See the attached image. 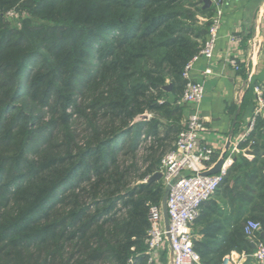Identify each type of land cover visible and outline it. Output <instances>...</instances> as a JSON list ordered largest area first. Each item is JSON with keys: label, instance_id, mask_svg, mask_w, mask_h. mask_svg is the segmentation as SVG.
<instances>
[{"label": "trees", "instance_id": "1", "mask_svg": "<svg viewBox=\"0 0 264 264\" xmlns=\"http://www.w3.org/2000/svg\"><path fill=\"white\" fill-rule=\"evenodd\" d=\"M201 4L0 0V264H146L163 184L145 180L182 127L163 121L206 38ZM260 129L256 118L247 141L264 152ZM263 166L237 157L216 192L228 207L202 205V264L252 253L243 228L249 217L264 232Z\"/></svg>", "mask_w": 264, "mask_h": 264}, {"label": "built area", "instance_id": "2", "mask_svg": "<svg viewBox=\"0 0 264 264\" xmlns=\"http://www.w3.org/2000/svg\"><path fill=\"white\" fill-rule=\"evenodd\" d=\"M223 5L224 0H210L212 14L209 18L206 38L198 53L183 68L182 77L185 86L177 105H189V111L176 134L172 149L162 156L157 170L162 174L163 187L175 177L178 179L171 186L166 201L168 230L164 226L161 205H152L149 208V229L145 241L146 264H159L160 251L169 247V243L173 251L172 264H202L199 253L194 248V222L200 215L202 205L215 195L233 163L232 155H227L218 172L203 174L214 166V149L202 142L205 126L200 114V104L204 95V78L196 79L191 75L193 63L198 58L210 61L214 55ZM228 63L235 71L240 69L235 58H229ZM210 73L211 69L206 67L203 76ZM253 90L256 94L257 108L240 140L252 131L256 118L264 109V86L255 85ZM260 229L259 222L246 221L244 234L255 247L252 253L243 255L254 259L258 264H264V240H255L256 233H261Z\"/></svg>", "mask_w": 264, "mask_h": 264}, {"label": "crops", "instance_id": "3", "mask_svg": "<svg viewBox=\"0 0 264 264\" xmlns=\"http://www.w3.org/2000/svg\"><path fill=\"white\" fill-rule=\"evenodd\" d=\"M200 18L204 20L203 17ZM229 58H235L239 63L238 71L229 65ZM206 67L211 69V73L203 76ZM191 75L196 79L204 78V95L200 104V114L205 126L202 142L214 149V165L227 155H232L233 161L239 156L248 161L255 158L264 160V152L253 147V141H257V138L247 141V135L240 140L257 108L253 87L264 86V0H224L214 55L210 61L198 58L193 63ZM168 98L172 100L170 94ZM177 106L181 107L180 113H172L171 119L163 121L165 125L172 123L174 119L184 121L187 117L189 105ZM151 117L153 114H148L147 119ZM257 118L261 124L260 132L264 133V109ZM163 127H159L161 134L165 129ZM244 142L245 145L240 147L239 144ZM258 143L260 145L262 141L259 140ZM222 194L223 192L216 193L210 202L228 207ZM227 225L229 229L233 226ZM193 229L195 238L199 239L201 235L198 231L201 226L195 225ZM166 248L169 250L168 246ZM251 248L254 250L252 243ZM162 251L163 249L160 256ZM243 254L245 253L231 251L224 256L222 264H258L252 258L247 261L248 258Z\"/></svg>", "mask_w": 264, "mask_h": 264}, {"label": "water", "instance_id": "4", "mask_svg": "<svg viewBox=\"0 0 264 264\" xmlns=\"http://www.w3.org/2000/svg\"><path fill=\"white\" fill-rule=\"evenodd\" d=\"M201 3L203 4V8H209L210 7V0H200ZM204 33H207V30H204ZM164 90L169 91L170 90V86H164L163 87ZM148 118V114L144 113L140 116H138L136 118L137 119H147ZM223 162V157L219 159V161L216 163V165H214L210 170L205 171L203 174L204 175H208V174H214L216 172L219 171L220 166ZM162 174L159 171L154 172L153 174H151L150 176H148L146 178V182H152V181H159L161 180ZM178 177H175L174 179H172L168 184H166L163 187V191H162V197H161V201H160V205H161V210H162V217H163V221H164V226L165 229L168 230V225H169V218H168V212H167V206H166V201H167V197L169 194V191L171 189V186L177 181ZM261 236L264 238V232H261ZM167 237H169V235L167 234ZM252 247L254 248L255 245L252 243ZM169 252H170V261L172 264V258H173V251L171 248V245L169 243Z\"/></svg>", "mask_w": 264, "mask_h": 264}, {"label": "rangeland", "instance_id": "5", "mask_svg": "<svg viewBox=\"0 0 264 264\" xmlns=\"http://www.w3.org/2000/svg\"><path fill=\"white\" fill-rule=\"evenodd\" d=\"M14 20H15V18H14ZM164 120H165V118H164ZM234 173H231V175H230V179H229V184H228V189L229 188H231V187H233V186H235V185H233V184H235V183H233V179H232V175H233ZM222 189H223V187H222ZM221 189V190H222ZM220 190V191H221ZM224 194V193H223ZM216 196V195H215ZM247 220H254V219H251V218H247ZM195 224V223H194ZM195 225H197V224H195ZM194 225V226H195ZM194 226H193V228H194ZM163 253H162V255L160 256V259H159V264H171V261H170V252H169V250L165 247L164 249H163V251H162Z\"/></svg>", "mask_w": 264, "mask_h": 264}]
</instances>
